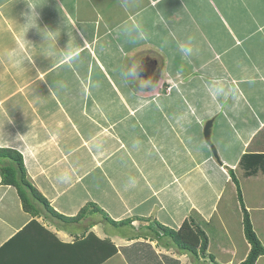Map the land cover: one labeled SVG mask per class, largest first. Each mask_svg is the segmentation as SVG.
<instances>
[{
  "label": "crops",
  "instance_id": "1",
  "mask_svg": "<svg viewBox=\"0 0 264 264\" xmlns=\"http://www.w3.org/2000/svg\"><path fill=\"white\" fill-rule=\"evenodd\" d=\"M134 24L143 38L123 31ZM68 43L75 60L49 56ZM134 63L141 80L128 81ZM0 148L22 155L63 216L92 202L115 221L178 229L192 218L207 235L198 262L239 264L250 245L229 169L264 246V0H0ZM97 215L61 222L35 201L25 210L0 175V264H85L78 241L89 232L118 248L100 264H162Z\"/></svg>",
  "mask_w": 264,
  "mask_h": 264
},
{
  "label": "trees",
  "instance_id": "2",
  "mask_svg": "<svg viewBox=\"0 0 264 264\" xmlns=\"http://www.w3.org/2000/svg\"><path fill=\"white\" fill-rule=\"evenodd\" d=\"M229 174L233 183L235 184L237 199L240 203L244 236L250 245V249L246 258L239 264H254L260 255H264V246L261 244L258 236L253 230L248 210L243 203L239 181L232 169H229ZM0 175L2 183L13 185L16 188L25 210L30 211L31 206L35 201L37 203L43 204L46 207V213L48 215L52 216L58 221L68 222L78 220L84 216L86 214V207H89L91 209L89 212H96L101 215L100 222L103 223L107 232H112L114 234H124L121 229L127 227L128 240L139 237H149L151 240H156L157 243L163 247H173L178 253H185L189 255L193 259H196V262H198L197 260L200 259V256L204 255L207 248V236L205 235L204 231L200 230L195 225L193 220L188 218L183 221L178 229H173L156 222L157 224L155 225L161 230V232L153 229V232L151 233L136 232L130 235V227H133L132 220H141V217H129L115 221L111 219L110 216L100 207L92 202L83 207L74 217H66L62 214H59L49 206L48 201L28 181L22 155L15 150L0 148ZM119 227L122 228L118 229ZM148 227L150 226H147V228ZM80 243L85 250V254L89 258H87L88 261L85 260V264L103 263L118 251V248L114 243L109 240L97 237L93 232H89L82 240H79L78 244Z\"/></svg>",
  "mask_w": 264,
  "mask_h": 264
},
{
  "label": "rangeland",
  "instance_id": "3",
  "mask_svg": "<svg viewBox=\"0 0 264 264\" xmlns=\"http://www.w3.org/2000/svg\"><path fill=\"white\" fill-rule=\"evenodd\" d=\"M160 85L161 84H159V87H157V88H160V89L164 88V92L166 93L172 87H174L176 85V82L171 81V83H168L164 87L162 86V88L160 87ZM86 208H87L86 209V213L89 212V211H91V209L89 207H86ZM93 213H96V212H93ZM96 216H98L97 213H96ZM188 219L193 220V222L195 223V225L200 230H203L202 227H199V225L194 221V219H192V218H188ZM136 220L137 219H134V221H133V223L136 225V228H135V231L136 232L151 233V232H153V229L154 230H158L159 232H161V230L158 229V227L155 225V224H157L156 222H158V221H156V222L155 221H151L150 218H147V217H143L141 220H138V221H136ZM147 226H150V227L147 228ZM201 226H203V225H201ZM120 228H122V227H119L118 229H120ZM121 230L123 231V228ZM211 233L213 234L214 233V230H211ZM234 234H236V233H234ZM205 235H206V233H205ZM149 241L150 242H153L154 244L156 243V241L151 240L149 237L148 238L141 237V238L138 239V241H135L134 244H130L129 246H131L132 248H141V250H144L145 252H147V251L145 249H143V248L148 249L149 252H151L153 254L152 256L155 255L156 258L159 260V262H161L162 264H191L192 263L191 262L192 261V258H189L188 256H186L187 254L185 255V253H178L175 248L168 247V248H170V250L172 252V254L170 255V253L166 252V251H168L167 249L164 248V250H161V245H159L158 243L155 244V245H152L151 243H149ZM237 244H238V247H239V251L242 254L244 252L243 251L244 250V247H243V243L241 242V239L240 238L237 239ZM131 247H127V249L128 248H131ZM153 247H158L157 249H159L160 252L157 253V254H155L154 251H153L154 250ZM124 253H126V252H124ZM208 253H207V248H206L204 255L200 256V258H203V259L204 258H207L209 256ZM140 254L141 253L139 251H137L136 257H137V255H140ZM263 262H264V260H263ZM195 264H205V263L204 262H196L195 261ZM215 264H220V263L215 262Z\"/></svg>",
  "mask_w": 264,
  "mask_h": 264
},
{
  "label": "clouds",
  "instance_id": "4",
  "mask_svg": "<svg viewBox=\"0 0 264 264\" xmlns=\"http://www.w3.org/2000/svg\"><path fill=\"white\" fill-rule=\"evenodd\" d=\"M123 31L125 32L126 35H131L132 33L135 32L137 34L138 38H143V35H144L142 30L140 29V26L135 25V24L130 25V26H125L123 28ZM179 51L184 56H191L194 53V48L192 46L191 38H189V40L187 42H185L179 46ZM53 55L58 56V58L61 60H67L68 62H71L78 57L79 50L73 44L68 43L66 49L59 50L57 52H53L49 56L52 57ZM139 68H140V63H134V64L126 67L123 70L122 75L128 81H139V80H141L139 75H138ZM142 80H143V83L139 84V86L142 88H147L149 86H152V84H153V82L150 79H148V80L142 79ZM221 91H222V88L216 87L213 91V95L219 94Z\"/></svg>",
  "mask_w": 264,
  "mask_h": 264
},
{
  "label": "water",
  "instance_id": "5",
  "mask_svg": "<svg viewBox=\"0 0 264 264\" xmlns=\"http://www.w3.org/2000/svg\"><path fill=\"white\" fill-rule=\"evenodd\" d=\"M211 124H212V120H208L204 126V129H203V134H204V138L206 140V142L209 144V146L211 147V150L213 152V155L215 156V158L217 159V161L219 162V159H218V156H217V153H216V150H215V147L214 145L212 144L211 142V139H210V128H211Z\"/></svg>",
  "mask_w": 264,
  "mask_h": 264
}]
</instances>
